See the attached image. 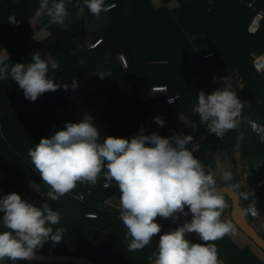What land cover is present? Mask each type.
Here are the masks:
<instances>
[{
	"label": "trees",
	"instance_id": "1",
	"mask_svg": "<svg viewBox=\"0 0 264 264\" xmlns=\"http://www.w3.org/2000/svg\"><path fill=\"white\" fill-rule=\"evenodd\" d=\"M25 1L27 5L33 4L37 8L40 6L38 0ZM178 1L181 7L171 11L155 7L152 0H105V6L115 4L110 10L111 23L126 42L128 67L122 66L108 53L59 40L56 36L58 29L55 24L49 23V17L43 21V25L51 31L52 36L24 51L23 46L34 33L27 24L31 12L13 7L9 1L3 2L0 5V17L4 18H0V44L12 54L9 65L24 63V57L33 52H48L59 65L56 77L50 78L61 86L56 91H47L31 101L25 98L23 90L10 76L0 80L1 99L27 100L37 109L34 114L12 113L0 120L1 167L4 169V164H9L15 158L22 160L25 167L31 169L29 149L34 148L41 138L49 137L64 128L66 122H76L75 119L60 116L59 108L68 105L64 96V84L69 85L84 75L90 78L89 96L97 100L94 122L98 128L107 130V135H100L101 142L109 135L118 136L123 115L145 119L155 111L157 103L148 100L147 93L152 84L163 83L167 85L169 94L178 95L176 103L179 102L181 110L199 123V131L194 140H200V152L194 156L204 164L207 171L213 173L216 168V151L219 148L234 149L241 134L242 162L245 165L250 164L252 159L248 155L264 153V141L261 140L264 135V72L257 71L253 66V54L264 53V20L256 33H251L248 29L255 14V9L248 4L252 2L255 8H262L264 0ZM65 3L68 15L80 12V8L84 9L83 13L91 14L83 0H65ZM7 11L10 13L5 16ZM10 18H16L19 23L10 22ZM199 34H205V37L195 42L190 41V37ZM209 52H212L211 57H202ZM205 62L222 83L224 76L228 80L235 72L243 77L245 85L238 94L248 103L245 120L255 119L260 122L263 127L260 134L254 133L243 123L241 127L226 132L223 138H218L215 134L203 135L200 117L193 108L199 92L204 90L208 93L207 86L200 83L196 74V67ZM99 75L106 76L101 78ZM118 102L120 106H117ZM22 125L28 127V135L20 133ZM134 135L136 132L118 137L130 139ZM4 146L7 151H4ZM216 181L218 189L224 186L217 178ZM100 185L98 182L95 185L78 182L70 192H85L90 189L94 200V193L101 188ZM13 187L11 181L0 182V196L7 194ZM103 192L105 193L104 190ZM224 197L230 202L229 197ZM44 199L48 202L55 201L46 197ZM94 202H97L96 199ZM230 209L229 205L223 209L221 219L231 222L264 255V250L233 221ZM3 215L0 212V217ZM102 216L108 215L99 211L96 218L85 216L87 219L77 221L70 229L63 228V239L59 243L54 244L49 240L37 253L85 257L100 264H150L149 258L157 251L160 236L175 228L173 218L157 216L155 220L161 225V232L155 234L144 249L128 251L131 238L126 239L122 234H116L114 226L109 223L108 227L113 232L111 243L96 247L87 229L91 224L97 225ZM181 216L183 224L191 217V213L187 217ZM53 228L55 230L62 227L53 225ZM4 230L6 229L0 226V231ZM209 243L215 244L223 264H264L248 246L237 245L230 233ZM0 264L75 263L12 261L5 258Z\"/></svg>",
	"mask_w": 264,
	"mask_h": 264
},
{
	"label": "clouds",
	"instance_id": "2",
	"mask_svg": "<svg viewBox=\"0 0 264 264\" xmlns=\"http://www.w3.org/2000/svg\"><path fill=\"white\" fill-rule=\"evenodd\" d=\"M152 3L160 7L162 0ZM83 4L97 16L109 10L105 0H83ZM172 6L178 5H169ZM40 11L46 13L50 24L64 25L68 16L65 0H40ZM79 11L82 14L84 9ZM9 21L19 23L16 18ZM33 53L31 63L9 65L8 51L0 46V80L10 76L31 101L61 86L49 77L50 69H57L58 64L42 59L39 51ZM224 77L222 87L211 93L201 90L193 108L208 132L218 138L238 128L242 109L239 96ZM71 86H78L76 80ZM64 87L67 89L69 85L65 83ZM154 121L160 126L165 124L160 115ZM100 135L94 118L85 114L81 121L66 122L64 128L41 138L29 149L32 166L50 189L47 199L58 200L78 182L95 185L103 173L104 187L109 188L115 181L121 193L119 214L127 228L126 235L131 237L128 251L144 249L161 232L157 216L178 220L179 214L187 217L191 213L190 221L185 220L160 236L157 251L149 258L151 264H223L215 244L209 242L230 233L233 225L221 219L227 205L215 176L193 154L199 150L193 135L145 134L143 126L130 139L109 135L101 142ZM240 138L243 139V134ZM261 140L264 141V135ZM222 178L231 180V172L223 171ZM0 212L4 213L0 226L6 229L0 231V261L31 260L45 242L56 244L63 239L64 229L53 228L61 216L47 203L37 206L21 194L11 192L0 196ZM190 232L197 233L201 242L186 239V233Z\"/></svg>",
	"mask_w": 264,
	"mask_h": 264
},
{
	"label": "crops",
	"instance_id": "3",
	"mask_svg": "<svg viewBox=\"0 0 264 264\" xmlns=\"http://www.w3.org/2000/svg\"><path fill=\"white\" fill-rule=\"evenodd\" d=\"M6 1L11 2L13 7H18L21 10L26 9V11L28 10V13L31 12L27 19V24L34 33L28 38L27 43L23 46L24 51H28L34 44L43 42L52 36L51 31L43 25V21L47 18V15L45 12L40 11V6L37 8L33 6V4L27 5L25 0H0V5ZM38 2L40 3V0H38ZM170 4L178 6L169 7ZM163 7L173 11L179 9L181 5L178 0H162V4L159 8ZM111 9L112 8L108 11H102L98 16L93 15L92 13L81 14L80 12L68 15L64 25L55 24L58 29L56 35L57 38L64 42H75L79 46L86 47L97 40L102 39V42L95 47L94 50L108 53L109 55L114 56L122 66L128 67V58L126 54L127 45L123 36L113 28L110 17ZM38 12L39 15L37 14ZM9 13L10 12L7 11L4 15L7 16ZM204 37L205 34L195 35L190 37V41L195 42ZM0 46L2 45L0 44ZM5 49L11 57V52L7 48ZM33 54L31 53L24 57L25 64L32 62L31 55ZM39 54L42 59L54 61L58 64L50 53L39 52ZM255 56L256 55L253 54L254 58ZM58 70L59 67L55 70L50 69L49 77H56ZM196 74L199 76L200 83L207 86L208 93L223 86V83L206 62L204 64H199L196 67ZM214 77H216V79H214ZM89 79L90 78L87 75L81 76L76 79L77 87L73 88L71 86L72 83H70L69 87L64 90V96L68 101V105L59 108L60 116L75 119L76 122L81 121L85 114H88L91 117L95 116L94 112L97 100L91 98L88 94ZM228 81L233 89L240 81L244 82V79L240 74L235 72L228 78ZM162 86L167 85L163 83H154L150 86V90L147 93L148 100L157 103L155 111L145 119L123 115L119 123V129L117 132L118 136H126L134 132H136L137 135L141 126L144 127L146 134L158 132L159 134H164L169 137L174 133H183L185 135L191 134L193 137L197 135L199 131V123L187 116L181 110L179 102L172 105L166 103L165 99L167 97L178 95L169 94L168 87L167 90H164ZM117 106H120V102L117 103ZM36 111V107L30 101L18 99L4 100L0 98V120L3 117L10 116L12 113L34 114ZM158 115L165 119V124L163 126L158 125L154 121V118ZM199 122L203 127V135H211L212 133L208 132L206 124L201 123V120ZM99 130L104 136L107 135L106 129L102 130L99 128ZM20 133L28 135V127L22 125ZM194 141L199 150L194 151L193 154H199L200 140ZM242 145V140L240 139L237 146L232 150L219 148L214 156L216 168L212 174L223 183L224 186L230 187L240 195L241 204L245 209L252 205H256L259 208L260 217L254 222L253 226L264 236V184H259L264 178V153L248 155V157H252V159H250V164L245 165L242 162ZM188 147L191 149L192 146L188 145ZM5 148L6 147L4 146V151H7ZM1 166L0 163V182L6 183L11 181L14 186L7 192V194L17 192L21 194L22 198L35 203L37 206H42L43 203H47L54 211L59 212L61 216V220L59 224H57L58 226L70 229L77 221L87 219L85 217L86 214H98L99 211H101L108 216H102L98 220L99 222L97 225L91 224L87 229V232L93 239L96 247L107 246L111 243L113 232L108 227L109 223L114 226L113 228H115L116 234H122L123 238L126 239L131 238L126 235L127 228L123 224L119 214V196L121 195L119 187L116 182L113 181L111 187L105 188L103 186V173H101L97 179V182L101 184V188L94 193V200L96 199V203L93 200V193L90 189L85 192H69L61 196L58 200L48 202L44 199V191L48 185L44 184L40 173L32 165L31 169L26 168L22 160L14 158L9 164H4V169ZM225 170L231 172V180L225 181L222 178V173ZM36 188L39 191H37ZM223 198L226 205H229L232 209L231 199L229 198V202L226 197ZM182 221L183 217L179 214V219L175 220L173 223V226L175 227L174 229L178 228L182 224ZM230 235L237 245L240 247L248 246L264 263V255L253 244H251L241 232L234 228V226ZM186 239L193 243L201 242L195 232H190L186 236Z\"/></svg>",
	"mask_w": 264,
	"mask_h": 264
},
{
	"label": "built area",
	"instance_id": "4",
	"mask_svg": "<svg viewBox=\"0 0 264 264\" xmlns=\"http://www.w3.org/2000/svg\"><path fill=\"white\" fill-rule=\"evenodd\" d=\"M248 5L255 9V14L253 16L252 21L250 22V25H249L248 29H249V32L256 33L258 31V29L260 28V26H261V22L264 20V7L255 8L252 2H250ZM114 6H115V4H112L110 6H107V8L110 9V8H113ZM101 42H102V39H99L96 42L90 44L88 47L89 48H95ZM211 56H212V52H209V53H206V54L202 55V57L205 58V59L209 58ZM253 66H254V68L257 71L264 72V53L255 56V58L253 60ZM243 86H244V82L243 81H240L239 83H237L234 86L233 90L237 93L238 96H239L238 92L243 88ZM162 87H163L164 90H167V86H162ZM239 98H240V96H239ZM170 99L172 100V103H169ZM177 99H178V96H169V97H167L165 99V101L168 104H174V103H176ZM240 101L242 103V109H241V113H240V117H239L240 123H239L238 128L241 127L243 125V123H246V125L254 133L260 134L262 132V129H263L262 124L260 122H258L257 120H255V119H247V120H245V111L248 108V103L243 101L241 98H240ZM104 183H105V180L103 181V186H104ZM259 184L260 185L264 184V178L259 182ZM48 191H50V189L47 186V188L44 191V197H46V198H47L46 193ZM245 212H246V215H247L248 219L250 220V222L252 224H254V222L260 217V210H259V208L256 205H252V206L247 207L245 209ZM86 216L90 217V218H96L97 214L88 213V214H86Z\"/></svg>",
	"mask_w": 264,
	"mask_h": 264
},
{
	"label": "water",
	"instance_id": "5",
	"mask_svg": "<svg viewBox=\"0 0 264 264\" xmlns=\"http://www.w3.org/2000/svg\"><path fill=\"white\" fill-rule=\"evenodd\" d=\"M222 196H227L231 199L232 209L231 217L233 221L250 237L252 238L263 250H264V236L259 233V231L253 226V224L248 219L245 208L241 204L240 195L231 189L228 186H223L218 189ZM192 216L188 219L191 220ZM189 233H186L185 237ZM36 261H45V262H62V263H75V264H100L94 260L69 256V255H49V254H38L31 259Z\"/></svg>",
	"mask_w": 264,
	"mask_h": 264
}]
</instances>
